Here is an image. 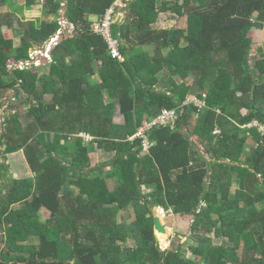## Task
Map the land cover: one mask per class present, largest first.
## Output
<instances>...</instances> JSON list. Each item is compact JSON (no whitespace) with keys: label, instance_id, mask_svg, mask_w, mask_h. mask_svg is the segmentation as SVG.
<instances>
[{"label":"trees","instance_id":"trees-1","mask_svg":"<svg viewBox=\"0 0 264 264\" xmlns=\"http://www.w3.org/2000/svg\"><path fill=\"white\" fill-rule=\"evenodd\" d=\"M20 1L0 0V107L9 90L17 102L0 124V158L22 150L33 176L10 179L0 162V264H264V56L250 37L264 0H119L122 60L92 30L115 0H24L74 27L38 65L31 51L62 25L23 19ZM171 8L185 27H157ZM190 96L204 106L183 104ZM163 108L175 122L148 131L145 150L137 129ZM97 151L105 160L92 166ZM154 207L211 227L221 244L203 233L188 250H162Z\"/></svg>","mask_w":264,"mask_h":264},{"label":"rangeland","instance_id":"rangeland-1","mask_svg":"<svg viewBox=\"0 0 264 264\" xmlns=\"http://www.w3.org/2000/svg\"><path fill=\"white\" fill-rule=\"evenodd\" d=\"M167 1V0H164ZM24 0H21L19 2V8H21V10H19V15L24 18H35V16H40V18L42 19V26H45V24L47 22H52L53 25L56 23V21L60 22V24H62V27L68 26L67 22L64 21L62 14L63 11L61 10V15L60 16H55L51 13H48L47 10H51V8H45V7H40V5H36L32 8V10L27 11V10H23V6H24ZM6 6H1L0 7V12H3L6 10ZM35 10V11H34ZM123 9L119 6V9L116 12L115 15V21H120L124 14H123ZM51 12H53L51 10ZM157 27L160 28H170V27H185L186 25V18L184 17V15H177L175 11H173V8L169 9L167 12L165 13H161L158 16L157 19ZM70 27V26H69ZM68 32H70V30L72 29V27L68 28ZM62 29L58 31V35L60 36ZM3 32L5 34V36L10 37L11 33L10 30L7 28H3ZM250 37H251V54L255 55L256 57H260V56H264V24H262V26L260 28H255L250 32ZM18 46L16 45L15 48L10 49V50H4V52L9 56L10 61H12V57L16 54L17 50L19 48H17ZM33 52V51H31ZM41 64V63H40ZM22 65L21 62H17V64H15V66H19ZM10 66V65H9ZM45 70V69H44ZM45 72V71H43ZM262 79L264 80V74H261ZM191 82V78L187 79V83ZM106 86V85H105ZM113 85H108L107 89L109 91L113 90ZM161 88V87H160ZM13 90H9L6 91L2 97V102H1V107H0V124L1 121L4 117V114L7 113V106L8 105H12L16 102V99H14V95H13ZM22 109V111L27 112L29 105L28 104H24L22 105V107H20ZM10 113L14 112V110L9 111ZM246 112L245 109H243V113ZM19 125L22 124L21 122L18 123ZM264 126V125H263ZM262 129H264V127H262ZM1 130V129H0ZM1 133V131H0ZM248 146V145H247ZM202 150V148H201ZM252 148L250 146L247 147V151H251ZM19 155H16V157H21V154L18 153ZM11 156V153L6 154L5 157ZM105 160V155L102 154L101 151H97L93 154H91V165L92 166H96L99 162ZM0 162H4L2 158H0ZM14 162V161H12ZM5 164L8 165V163H6V161L4 162ZM12 164V163H11ZM10 166V165H9ZM16 167H19L20 164H16ZM14 166V167H15ZM23 172V170H11V174L14 173H18L21 174ZM143 192H147L152 190V187H148V186H144L143 188ZM234 192V187L231 189V193ZM19 206V204H14L12 205V208H17ZM153 215L158 216L161 221L163 222L164 226L166 227V232L165 233H156L154 231V233H156L157 237H158V244L159 247L164 250L166 248L171 247V242H174L176 244H180L183 248L185 249H189V246L191 245H195L196 244V239H195V234H203L205 233L207 237H214V232L212 230L211 227H199V225L197 223H195L194 221L189 220L187 222L184 221H176L175 219V215L172 214L171 211H164L162 208L160 207H154L152 209ZM121 214V213H120ZM119 214V215H120ZM124 214V213H123ZM121 216V215H120ZM119 216V217H120ZM132 217V213L130 212V215L128 216V220L131 219ZM35 241V240H33ZM213 242L215 245H220L221 242L219 239H217L216 237L213 238ZM187 255H189L191 258H194L193 254H191V252H187ZM201 262V261H200Z\"/></svg>","mask_w":264,"mask_h":264},{"label":"built area","instance_id":"built-area-1","mask_svg":"<svg viewBox=\"0 0 264 264\" xmlns=\"http://www.w3.org/2000/svg\"><path fill=\"white\" fill-rule=\"evenodd\" d=\"M119 0H115V2L105 11L104 15L98 20L92 23V30L93 32L100 34L104 37L107 42L109 53L112 57H115L118 60H122V56L119 52V44L117 39L112 36V23L114 22V15L117 8ZM57 38L52 37L49 43H56ZM48 48L49 44L47 45L44 51H34L31 53V56L36 57L35 63H38L39 57L44 56L48 57ZM191 102L194 106L201 109L204 106V101L199 99L195 96H190L183 104H187ZM177 117L176 110H171L167 108H163L160 113L152 118L151 120L144 121L142 126L138 128L136 132V136L144 137L143 140V149H147L149 146L148 141L145 139V134L150 130L153 126H166L170 125L173 126L175 119ZM264 126H261V128ZM264 130V129H263ZM86 138H89L88 135H85Z\"/></svg>","mask_w":264,"mask_h":264},{"label":"crops","instance_id":"crops-1","mask_svg":"<svg viewBox=\"0 0 264 264\" xmlns=\"http://www.w3.org/2000/svg\"><path fill=\"white\" fill-rule=\"evenodd\" d=\"M36 5H40V7L42 6L41 5V3L40 4H36ZM36 5H34V6H36ZM33 6V7H34ZM20 7V6H19ZM32 7V8H33ZM32 8L31 9H26L24 6H23V10L25 11V10H27V11H31L32 10ZM122 9H124V8H122ZM19 10H21V8H19ZM33 11V10H32ZM35 11V10H34ZM37 17H40V16H35V18H37ZM62 17H63V14H62ZM23 19H34V18H26V17H24ZM91 19H94L93 17H91ZM63 26V25H62ZM67 27L68 28H70L69 27V25L68 26H65V27H62V31H61V33L64 31V30H66L67 29ZM72 28H73V30H74V27L72 26ZM61 30V29H60ZM68 30V29H67ZM71 32V31H70ZM61 39V38H60ZM98 87V89H100L101 87L98 85L97 86ZM104 102H105V104H106V102H109V99H106V97H105V100H103ZM108 104V103H107ZM19 110L21 111V108H19ZM114 121L115 122H117V123H122V121H123V118H122V116L119 114V112H118V109L116 110V112H115V114H114ZM0 129H1V125H0ZM0 131H2V130H0ZM3 149H4V147H3ZM18 153H20L21 154V157H16V155H19ZM95 153V152H94ZM93 154V153H92ZM102 154H104L103 152H102ZM3 159V161L5 162L6 161V163H8V171H6V174H5V176H8V177H10V179H12V178H24V177H32L33 176V174H32V171L30 170V168H29V165H28V163L26 162V160H25V157H24V154H23V151L22 150H19V151H16V152H12L11 153V156H8L7 155V157H5V158H2ZM12 161H14V162H12ZM12 163V164H11ZM18 165V164H20V166L19 167H16L15 165ZM10 165V166H9ZM15 166V167H14ZM23 170V172L21 173V174H18V173H14V174H11V170ZM6 181V180H5ZM7 182V181H6ZM2 187H4V185H2ZM2 189H5V188H2Z\"/></svg>","mask_w":264,"mask_h":264},{"label":"clouds","instance_id":"clouds-1","mask_svg":"<svg viewBox=\"0 0 264 264\" xmlns=\"http://www.w3.org/2000/svg\"><path fill=\"white\" fill-rule=\"evenodd\" d=\"M116 12H117V10H116ZM116 12H115V13H116ZM70 24H71V23H70ZM70 24H68V25H70ZM61 25H62V24H61ZM72 26H73V25H72ZM71 30H72V29H71ZM99 35H100V34H99ZM52 37H56V38H57V41H56V43H54V44L49 43V41H50V39H51ZM52 37L49 39V41L47 42V44H46V46H45V48H44L43 50H35V51H44V50L46 49L47 45L49 44V48H48V57H44V56L39 57V60H38L37 65L40 64V63H44L45 60H50V50H51V48H52L53 46H55V44H57V42L60 40L61 35L59 36V35H58V32H57V33H56L54 36H52ZM51 46H52V47H51ZM33 52H34V51H33ZM33 52H31V53H33ZM28 63H29V62H27V63H22V62H21L22 65H19V66H24L25 64H28ZM161 110H162V109H161ZM157 115H158V114H157ZM157 115H156V116H157ZM156 116H155V117H156ZM153 118H154V117H153ZM151 119H152V118H151ZM151 119H146V118H145V120H143V122H144V121L151 120ZM143 122H142V124H143ZM142 124H141L139 127H141ZM139 127H138V128H139ZM153 127H156V126H153ZM153 127H152V128H153ZM161 127H164V126H161ZM152 128H151V129H152ZM151 129H150V130H151ZM137 130H138V129H137ZM150 130H148V131H150Z\"/></svg>","mask_w":264,"mask_h":264},{"label":"water","instance_id":"water-1","mask_svg":"<svg viewBox=\"0 0 264 264\" xmlns=\"http://www.w3.org/2000/svg\"><path fill=\"white\" fill-rule=\"evenodd\" d=\"M69 26L72 27V23ZM47 61L48 60H45L44 63H46ZM153 229L156 233L162 234V233L166 232V227L164 226L161 219L156 215L153 217ZM156 233H154V237H155V240L158 241V237H157Z\"/></svg>","mask_w":264,"mask_h":264}]
</instances>
